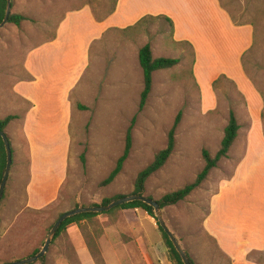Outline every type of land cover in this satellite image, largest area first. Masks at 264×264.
Wrapping results in <instances>:
<instances>
[{"label": "rangeland", "instance_id": "rangeland-1", "mask_svg": "<svg viewBox=\"0 0 264 264\" xmlns=\"http://www.w3.org/2000/svg\"><path fill=\"white\" fill-rule=\"evenodd\" d=\"M219 1L234 22L252 25L254 42L242 56L243 67L237 62L224 66L235 83L221 76L212 85L209 76L219 67L213 65L207 74H201L198 66L197 83L192 49L172 41L170 24L162 17H147L134 26L105 32L90 44L87 61V51L78 37V50L70 53L35 48L54 36L67 10L88 5L97 15L105 16L115 0H11V13L29 19L21 26L6 23L0 29V119L9 114L19 116L5 129L12 164L0 200V264L39 250L60 213L132 193L137 174L165 147L179 111L175 149L165 165L148 177L143 193L157 200L192 182L204 166L201 149L206 148L212 156L216 153L232 109L240 128L230 157L222 158L183 200L162 208L165 222L197 264L226 261L202 230L201 220L218 184L226 194L235 193L242 203L252 193L258 195V201L264 198V0ZM77 23L83 27L80 37L93 33L88 21L79 19ZM219 38L224 45L215 50L217 53L220 49L230 56L236 53L229 32L220 33ZM146 43L154 57H177L179 62L154 72L150 94L138 111L143 88L138 50ZM53 57L57 59L54 66L49 62ZM25 67L41 74L39 87L49 83L55 91V108L61 113L46 128L41 127L43 115L37 108L32 115L36 123L23 129L30 102L17 93L16 84L31 78ZM76 76L79 81L71 94L69 117L67 87ZM133 117L129 156L115 179L101 185L122 154ZM64 118L70 120L67 128ZM65 141L69 143L67 158ZM241 155L245 157L235 168ZM31 173L37 195L32 197L40 207H30L27 202ZM200 238L206 239L208 253L199 244ZM31 264L174 263L156 220L143 209L132 208L68 225L53 238L45 255Z\"/></svg>", "mask_w": 264, "mask_h": 264}, {"label": "crops", "instance_id": "crops-1", "mask_svg": "<svg viewBox=\"0 0 264 264\" xmlns=\"http://www.w3.org/2000/svg\"><path fill=\"white\" fill-rule=\"evenodd\" d=\"M145 16H160L166 21L170 19L172 41L175 43L187 41L192 46L194 52L192 71L197 83L199 80L196 72L198 66L201 67V74H207L208 69L213 65L219 68L209 76V83L212 84L221 74L235 83V78L224 66H235L237 62L238 66L243 67L242 56L253 45L254 30L250 24L234 22L219 0H116L114 10L100 21L96 20L88 5H83L67 10L57 24L54 36L43 41L35 49L46 48L51 52L67 50L70 53L78 50L75 44V37H78L77 41L83 42V48L87 51L88 61V50L92 42L100 39L109 30H122L133 26ZM79 19L88 21L93 33L85 32V35L80 37L83 34L81 31L83 27H79L77 23ZM222 32H229L230 43L236 44L232 49L236 53L231 56L222 53L221 49L218 53L215 51L224 45L219 38V34ZM231 44L228 47L232 46ZM55 60L57 59L53 57L49 62L54 66ZM26 69L31 78L16 84L17 93L30 102L29 109L24 113L22 119L23 129L29 130L28 125L31 122L36 123L32 115L38 111L43 115L41 127L45 126L44 128H46L53 123L54 116L58 112L61 113L55 108V91L49 83L39 87L38 78L42 77L41 74H38L34 69ZM77 78L78 76L69 81L67 87L66 99L69 117L72 106L71 94L77 87L79 81ZM37 108L38 111H36ZM262 109L263 101H261L260 117L257 118L260 122ZM62 110L64 111V109ZM69 121L64 118L66 128ZM68 145V141H65L64 154L66 158ZM247 145L248 140L245 148ZM242 156L237 158L235 168L238 167L241 159H244L245 155ZM229 157L230 153L228 152L225 159ZM32 177L31 173V180L27 186V202L30 207H40L34 203L35 199L32 197L37 196L33 190ZM248 195V197H244L243 203L239 202L235 193L226 194L218 184L201 220L202 230L225 256L227 262L225 261L223 264H264V198L258 201V195H254V193ZM205 240L200 238L199 244L204 252L208 253L209 246ZM186 252L197 264L193 255L189 251ZM254 255H257V258Z\"/></svg>", "mask_w": 264, "mask_h": 264}, {"label": "trees", "instance_id": "trees-1", "mask_svg": "<svg viewBox=\"0 0 264 264\" xmlns=\"http://www.w3.org/2000/svg\"><path fill=\"white\" fill-rule=\"evenodd\" d=\"M5 7H6V0H0V22L3 19ZM114 7H115V3L113 7L111 8V10L105 16L111 13L114 10ZM92 13L94 17L96 18V20L98 21L102 20L105 17V16L97 15L95 12H93V10H92ZM147 17H160V16H145L141 18L139 21ZM28 19L29 18L24 14L10 13L7 23H12L16 26H21L22 22ZM167 21L169 22L170 27L172 28L171 20L167 19ZM180 43L186 44L193 51L192 46L187 41L180 42ZM193 58H194V52H193ZM193 61L194 59H192V63ZM138 62L142 69V77H143V88L140 93V100H139V105H138V111H141L152 89L154 72L162 70V69H168V68L175 66L179 62V59L177 57L176 58L175 57H164V56L154 57L150 44L146 43L143 46H141L140 49L138 50ZM221 76L226 77L223 74H221L219 77ZM219 77L213 81L212 85L216 84ZM18 117L19 116L17 114H9L5 116L4 118L0 119V130L5 131L6 127ZM134 119L135 117H133L131 124L126 130L125 144H124V149L122 151V154L116 160L115 166L111 170V172L108 174V176L104 180H102L101 185H107L111 183L115 179V177L120 173L124 162L128 158L130 150H131V146H132L131 131H132V125H133ZM180 119H181V111H179L177 115L175 116L174 121L168 131L167 142H166L165 147L160 149L155 154L154 159L137 174L132 193L144 194L143 193L144 185L148 177L154 172H156L157 170H159L161 167H163L165 163L168 161V159L170 158L171 154L173 153L175 149L176 129L180 122ZM239 128L240 126H239L237 117L235 115V112L231 109L229 111L228 122L224 127L223 137L221 139L220 146L218 150L216 151V153L212 156L209 150H207L206 148H202L201 155L204 160L203 168L197 173L195 179L192 182L185 184L183 187L177 190L165 193L160 199H157V200L155 199L160 204L161 208H163L166 205H172V204L177 203L178 201L183 200L186 196H188L195 188H197L208 177L211 169L215 168L222 158H226L228 156V152L237 137ZM81 158H82V161L84 162V157L81 156ZM5 164H6V153H5V148H4L2 138L0 136V181L3 175ZM121 196L123 195L118 194V195H115L113 198H103L102 203L107 204L113 199H116ZM132 208L134 209L141 208L144 211H146L148 215L153 217L152 208L149 205L145 204L142 201L135 200V201L123 203L119 206H116L110 209L109 211H104V212H99V213L83 212V213H79L71 217H68L59 226L54 237H56L61 232H63L67 228V226L70 224L79 223L80 221L84 219H90L100 213H110L116 209H132ZM157 225L162 232L163 238L168 247L170 258L172 259L173 263L183 264L180 259L179 254L173 247L166 233L159 226L158 222H157ZM37 251L38 250H36L34 254ZM186 254L189 258L190 263L195 264L191 256L187 252Z\"/></svg>", "mask_w": 264, "mask_h": 264}, {"label": "water", "instance_id": "water-1", "mask_svg": "<svg viewBox=\"0 0 264 264\" xmlns=\"http://www.w3.org/2000/svg\"><path fill=\"white\" fill-rule=\"evenodd\" d=\"M10 13H11V0H6V7H5L3 19L0 22V29L8 22ZM0 136L2 138L4 148H5V153H6V164H5L3 175L0 181V200H1L3 191H4V188H5L9 173H10V169H11V164H12L11 155L12 154H11L9 138L7 134L5 133V131L0 130ZM135 200L142 201L152 208L153 218L156 220V222H158L159 226L166 233L173 247L179 254L182 263L191 264L184 248L180 244V241L176 238L173 231L170 229V227L165 222L160 204L156 200L146 196L145 194H139V193H130L127 195H123L121 197L113 199L107 204H103L101 201L98 204H93V205H78L72 209L62 212L52 224L43 245L40 247V249L35 254L22 258V259L5 262L2 264H31L35 262L36 260L42 258L45 255V253L48 251L49 246L54 238V235L57 229L62 224V222L68 217H71L73 215L83 213V212L99 213V212L109 211L110 209L116 206H119L123 203L131 202Z\"/></svg>", "mask_w": 264, "mask_h": 264}]
</instances>
